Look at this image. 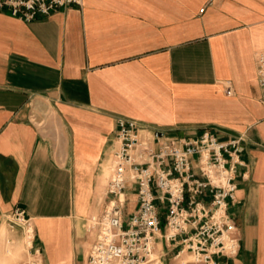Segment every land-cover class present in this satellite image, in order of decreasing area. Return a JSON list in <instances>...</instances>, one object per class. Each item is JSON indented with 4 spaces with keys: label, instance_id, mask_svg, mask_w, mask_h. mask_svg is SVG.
<instances>
[{
    "label": "crops",
    "instance_id": "1",
    "mask_svg": "<svg viewBox=\"0 0 264 264\" xmlns=\"http://www.w3.org/2000/svg\"><path fill=\"white\" fill-rule=\"evenodd\" d=\"M261 49L264 0H82L29 22L0 11V231L18 239L9 217L23 209L44 264H86L126 117L154 146L206 128L241 138L228 207L240 247L217 260L264 264ZM122 198L126 223L136 186ZM157 249L165 260L180 246Z\"/></svg>",
    "mask_w": 264,
    "mask_h": 264
},
{
    "label": "built area",
    "instance_id": "2",
    "mask_svg": "<svg viewBox=\"0 0 264 264\" xmlns=\"http://www.w3.org/2000/svg\"><path fill=\"white\" fill-rule=\"evenodd\" d=\"M81 2L0 0V11L29 22ZM255 63L264 106V49L257 51ZM140 128L135 119H117L108 160L110 198L100 215L89 218L96 238L86 264H165L157 249L160 240L180 246L178 253L189 251L205 264L237 255L240 234L228 207L236 199L241 138L221 142L213 128H206L194 137L161 136L154 146L140 138ZM129 184L136 186L137 208L125 223L122 192ZM9 219L29 240L18 264H44L31 219L20 208Z\"/></svg>",
    "mask_w": 264,
    "mask_h": 264
},
{
    "label": "rangeland",
    "instance_id": "3",
    "mask_svg": "<svg viewBox=\"0 0 264 264\" xmlns=\"http://www.w3.org/2000/svg\"><path fill=\"white\" fill-rule=\"evenodd\" d=\"M0 253H5V248L7 246H13V251L16 249V246L20 247V250L16 252L13 256V261L10 264H18L19 261H21L25 255H26V244L27 237L23 239V235H21L18 239H11L8 234L6 233L5 229L0 231ZM156 254H158V251H155ZM178 254V251H175V253H169L167 255V258H165L164 263L165 264H181L182 260H186V264H205L201 261L196 260L189 251L184 250L183 253ZM10 255V254H9ZM167 259V260H166Z\"/></svg>",
    "mask_w": 264,
    "mask_h": 264
},
{
    "label": "bare ground",
    "instance_id": "4",
    "mask_svg": "<svg viewBox=\"0 0 264 264\" xmlns=\"http://www.w3.org/2000/svg\"><path fill=\"white\" fill-rule=\"evenodd\" d=\"M3 229H4V227H2L1 230H3ZM27 242H29L28 238H27ZM12 248H13V246L12 247L11 246H7L5 248V253L4 252L0 253V264H10V263H12L13 258H14L13 255L20 250V247L16 246L15 247L16 249L14 251H13ZM181 253H183V251H180L176 256H178ZM186 262H187L186 260H182L181 264H186Z\"/></svg>",
    "mask_w": 264,
    "mask_h": 264
}]
</instances>
